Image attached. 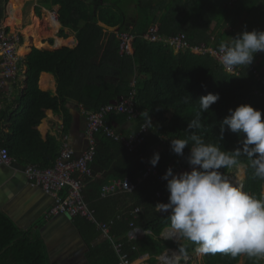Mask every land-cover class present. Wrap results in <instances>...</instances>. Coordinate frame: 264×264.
Instances as JSON below:
<instances>
[{"label": "trees", "instance_id": "1", "mask_svg": "<svg viewBox=\"0 0 264 264\" xmlns=\"http://www.w3.org/2000/svg\"><path fill=\"white\" fill-rule=\"evenodd\" d=\"M101 2L39 1L36 16L41 18V8L57 6L55 16L61 26L57 36L67 39L63 31L67 28L77 44L56 50L30 48L24 58L26 79L19 106L12 113L0 114L1 146L24 165L51 167L59 154V143L51 136L43 139L39 132L48 112L63 114L67 132L71 123L67 103L96 112L132 96L136 117L112 113L106 121L112 128L129 124L120 133L126 137L146 124L144 141L128 151L121 141L98 132L94 135L92 174H75L89 190L83 191V197L96 221L108 224L109 235L122 243L121 251L131 261L147 254L145 264H157L156 257L167 247L193 253L205 240L209 247L201 264H238L241 258L243 264H261L264 83L253 71L264 78V0H235L232 4L231 0H128L126 7L136 3L135 20L129 24V32L135 36L132 55L121 54L114 33L104 32L99 25L119 26V31H124L127 10L119 0ZM154 25L161 36L183 34L190 46L216 51L225 48L236 73L227 72L209 53L193 54L189 49L174 53L160 42L142 38ZM43 72L53 75L55 94L39 88ZM148 165L158 175L172 173L167 187L156 175L142 177ZM238 166H243L242 188L251 202L247 223L216 201L204 197L194 201L207 186L222 189L229 172ZM117 178H128L133 190L101 197L102 187ZM156 192H161V197ZM179 195H190L192 201L177 212L158 213L159 205ZM136 208L139 211L134 213ZM191 210L197 215L194 222L186 218ZM73 221L88 246L86 264H118L109 240L92 244L100 236L95 223L84 217H74ZM177 222L181 250L177 248L180 243L159 238L164 228ZM131 226L151 234L127 241L125 234ZM0 264H52L43 241L19 230L2 211Z\"/></svg>", "mask_w": 264, "mask_h": 264}, {"label": "built area", "instance_id": "2", "mask_svg": "<svg viewBox=\"0 0 264 264\" xmlns=\"http://www.w3.org/2000/svg\"><path fill=\"white\" fill-rule=\"evenodd\" d=\"M157 29V25L150 26L147 32L141 37L150 42H160L164 46L170 47L174 53L186 49H189L193 54L209 53L211 56L214 55L213 57L223 64L227 72L231 74L236 73V69L230 64L231 60L226 57L225 48H221L216 51L209 47L204 48L190 46L188 41L184 39L183 34L161 36L157 33ZM110 33H114L115 37L118 39L119 51L121 54H133L132 42L135 37L133 34H130L129 31L119 30L117 32ZM17 38L18 37L16 35L6 31L4 28H0V58L2 59L1 71L2 75L6 78L14 77L17 74L19 65L22 64V60H20L17 52ZM207 49H211V51H208ZM253 73L256 75L257 80L262 79L261 82L264 83V78H261L255 71H253ZM133 84L134 82L131 83L132 86ZM256 92L257 90L254 91V93ZM134 93V90L130 92L131 95H134ZM132 98L133 97L130 96L120 102H111L101 107L96 112H83L86 115V147L79 154H76L70 147L66 136L62 141V147L60 148L59 154L51 167L39 168L37 165L28 164L24 169V174L28 179L29 184L31 186H38L42 188L45 193L49 194L53 198L51 206L44 212V218L48 219L52 216L61 214L67 216L69 219H73L74 217H84L95 223L104 237L112 243L113 249L117 254L118 264H134V260H129L127 254L122 253V243L109 235L108 224L96 221L94 211L89 208L83 197L84 184L75 177V174L82 173L87 176L92 174L90 163L92 162L95 153L96 141L94 135L98 132L104 134L106 137L112 138L115 141H121L128 151H133L144 141V137L148 133V127L146 124L141 125L140 129L136 133L126 137L116 132L106 121V117L112 113L128 114L129 119L136 117L138 112L134 109ZM10 162L11 157L9 156L7 148L1 146L0 136V166L8 165ZM150 173L156 175L157 180L167 187V180L171 176V172H168L165 175H158L156 170L152 166L148 165L146 167V171L142 174V177L145 178ZM133 188L134 186L128 178H117L104 185L101 189L100 195L101 197H105L113 194L130 192ZM209 188L213 187L207 186L203 192L196 194L194 201H198L203 197L206 198L207 196H205V193L209 190ZM161 194V192H156L157 197H161ZM188 201H192V197L190 195L172 197L167 203L159 205L158 213L160 215H167L177 212L183 208L185 203ZM138 211L139 209L136 208L133 212L136 213ZM195 217H197L196 214ZM176 225L164 228L159 235V238L165 242L177 244L181 238V229ZM149 234H151L149 230H143L139 227L131 226L126 232L125 237L127 241H136ZM196 250L197 249H195V251ZM193 253L189 252L181 254L175 248L167 247L156 257V260L157 264H192L194 258ZM199 261H202V256L199 258ZM139 264L145 263L143 262Z\"/></svg>", "mask_w": 264, "mask_h": 264}, {"label": "crops", "instance_id": "3", "mask_svg": "<svg viewBox=\"0 0 264 264\" xmlns=\"http://www.w3.org/2000/svg\"><path fill=\"white\" fill-rule=\"evenodd\" d=\"M9 2L10 0H0V28H4L6 31L8 30L18 37L17 52L20 60H22V64L19 65L17 74L14 77L6 78L2 75V59L0 58V114H3V112L12 113L18 108L19 95L21 90L25 87L26 79L23 71L24 58L30 52L31 47H37L32 40V37L37 35V30L32 28L33 32H30V40L27 41L26 44L22 32L28 26L20 25L17 26L19 27L17 28L16 26L7 24V8ZM37 2L38 0H22L19 5L21 17L26 6H34L33 10H35ZM55 9L53 15L56 18L55 13L58 7L56 6ZM32 16L35 15L32 13ZM32 19L33 17H30V20ZM15 27L17 29H15ZM101 27L106 33H110V30L107 29L112 28L107 26ZM59 28H61L60 23ZM129 28L131 29V26H129ZM115 29H117L115 31L117 32L119 26H116ZM63 31L68 35L67 39H70V36L73 35L76 45L77 40L75 39L74 33L67 28H63ZM56 38L60 37L54 36V38H50L53 46L61 47L64 45H56ZM60 39L67 40L63 38ZM47 41L49 44V39ZM38 85L42 91L55 94L56 83L52 74L45 72L41 73ZM65 107L71 115V123L67 132L64 131L63 114H55L53 112H48L46 117L42 119L39 132L43 139L47 136L54 137L59 143V151L62 147L63 139L67 136L70 147L76 154H79L86 147V115L83 113L85 109L74 102L67 103ZM128 126L129 124H115L113 125V129L118 133H122L124 130L128 129ZM27 165L11 158V162L8 165L0 166V211L6 214L19 230L30 232L31 236L37 237L43 241L52 264H86L85 255L88 251V246L76 228L73 219H69L67 216L61 214L52 216L48 219L44 218V212L51 206L53 198L45 193L42 188L29 184L24 174V169ZM84 190H87L86 185H84L83 191ZM88 192L89 190H87V193ZM176 226L179 227V224ZM105 239L107 238H105L100 231V236L96 238L92 244L97 245ZM148 258L149 256L147 254L142 255L134 260V264L145 263V260ZM238 264H243V258L240 259Z\"/></svg>", "mask_w": 264, "mask_h": 264}, {"label": "rangeland", "instance_id": "4", "mask_svg": "<svg viewBox=\"0 0 264 264\" xmlns=\"http://www.w3.org/2000/svg\"><path fill=\"white\" fill-rule=\"evenodd\" d=\"M39 1L40 0H38L37 5L39 4ZM93 1H94V4H99V5L102 4L101 0H93ZM127 1L128 0H119L121 7L125 8L127 10L126 15H128V17L126 19V26H125V27H127V29H124V31H129L130 30V28H129L130 25L129 24L135 20V11H136V9H135L136 3L135 2L132 3V4L129 3V7H126V4L125 3ZM234 1L235 0H231V4ZM229 6H230V3H229ZM33 8H34V6L32 7L31 5L26 6L25 9H24V11L22 12L21 21L19 22L18 25H15V26L16 27L17 26H20V25L21 26H28V27H26L27 30H25V31L23 30V32H26L27 33V35L29 36V39H30V36H31V33L30 32H33L32 31V28H34L35 30H37V35L36 36L40 39V42L37 43L34 40V37H36V36L32 37V40L34 41L33 43L37 46V48L42 49V50H54V49H58V48H61V47H73V46H75V43L74 44H69V39H67V40H61L60 38H56V39H59L60 41H64V42L63 43H60V44H56V45L59 46V45H62L64 43H66V42H67V45L64 44L61 47H55L51 43L48 44V41L47 40L50 39V38L51 39L54 38V36H57L58 30L60 28L58 26L56 29H54L52 31L50 29V27L45 22H43V23H40V25H42V28H43V31H41V30H38V28H39L38 27V22L40 20H43L45 17H47V13H52L53 14V12L56 9H55V7H52L50 10L41 9V18H39V17H35L36 14L34 13ZM32 13L35 16H32ZM30 17H33V19L30 20ZM99 25L100 26H104L101 23H99ZM16 27H15V29L19 28V27H17V28ZM115 28L112 27L111 29H107V30H110V32H115L117 30ZM39 31L42 32L41 35L39 34ZM23 36H24V34H23ZM70 37L74 39L73 35H71ZM102 41L104 42V39ZM26 44H27V42H26ZM207 50L208 51H211V49H207ZM176 170H175V172H176ZM231 177L236 178V187H235V191H236V189H239L240 184L243 182V179H244L243 166H238V167L232 169L229 172V174L226 177V181H225L226 184H225V186L227 185V182L229 180L228 178H231ZM235 194L238 195L237 192H235ZM235 198H239V197H235ZM210 200H213V199L211 198ZM213 201H216L219 204V202L216 199L213 200ZM224 205H225V207H229V205H227V204H224ZM186 216H187L186 218L189 219V221H191V222H194V221L197 220V217H195V214L192 211H188V213H187ZM176 224L178 225L179 222H177ZM179 242H181V238H180V241ZM181 245H182L181 243L177 245V248L179 250H181ZM208 245H209V243L207 241H205V240L202 241V242H200L198 244L197 250L193 253L194 258H193L192 264H201V261H199V258L203 255L204 251L208 249ZM181 254H184V253L181 252ZM262 264H264V259H263V263Z\"/></svg>", "mask_w": 264, "mask_h": 264}, {"label": "bare ground", "instance_id": "5", "mask_svg": "<svg viewBox=\"0 0 264 264\" xmlns=\"http://www.w3.org/2000/svg\"><path fill=\"white\" fill-rule=\"evenodd\" d=\"M22 0H10L8 4V19L7 24L10 26L18 25L21 21V14H20V8L19 5ZM45 22L50 29L53 31L59 26V23L57 19L54 17L52 13H47V17H45L43 20H40L38 22V30L43 31L42 25L40 23ZM27 30V28L24 29V31ZM39 31V34L41 35L42 32ZM24 38L27 41H29V36L26 32H23ZM34 40L38 43L40 42V39L36 36L34 37ZM64 41H60L59 39H56V44L63 43ZM67 45V42L64 43ZM69 44H74V39H69ZM21 50V49H20ZM228 182L226 185L225 190H215L214 188H209V190L205 193V196H208L210 199L217 200L221 206H224V204L229 205L227 208H231V212L238 216L239 218L243 219L244 221H248L250 217V209L248 207V202L244 196L240 192V189H236V178H228ZM235 192L238 193V195L235 194ZM242 194V195H241ZM239 197V198H235ZM177 256V255H176Z\"/></svg>", "mask_w": 264, "mask_h": 264}, {"label": "water", "instance_id": "6", "mask_svg": "<svg viewBox=\"0 0 264 264\" xmlns=\"http://www.w3.org/2000/svg\"><path fill=\"white\" fill-rule=\"evenodd\" d=\"M31 46H32V44H31ZM27 52V51H26ZM4 166V165H3ZM239 189H240V192L242 193V194H244V196H245V198H246V200H247V202H248V207H249V209H250V211H251V202H250V199H249V195H248V193H245L244 191H243V188H242V183L240 184V187H239ZM221 190H225V186L221 189ZM263 196H264V194H263ZM263 196H262V200H263V202H264V199H263ZM206 198H208V197H206ZM220 207H222L220 204H218ZM233 215H235V214H233ZM250 216H251V212H250ZM240 219V218H239ZM242 222H244L245 223V221L243 220V219H240ZM249 220H250V217H249ZM249 220H248V222H249Z\"/></svg>", "mask_w": 264, "mask_h": 264}, {"label": "clouds", "instance_id": "7", "mask_svg": "<svg viewBox=\"0 0 264 264\" xmlns=\"http://www.w3.org/2000/svg\"><path fill=\"white\" fill-rule=\"evenodd\" d=\"M103 25V24H102ZM105 26V25H104ZM226 181V180H225ZM226 183V182H225ZM225 186V185H224ZM223 186V187H224ZM214 188V187H213ZM216 190H221V189H217V188H215ZM208 197V196H207ZM207 199H210L209 197L207 198ZM264 203V202H263ZM223 207V206H222ZM223 208H225V207H223ZM225 209H227V210H230L231 211V209L230 208H225ZM192 211V210H191ZM232 213V212H231ZM233 214V213H232ZM235 216V215H234ZM246 222H248V221H246ZM245 222V223H246ZM180 243V242H179ZM176 249V248H175ZM177 250V249H176ZM180 252V251H179ZM181 253V252H180ZM263 259H264V256L262 257V262H261V264L263 263Z\"/></svg>", "mask_w": 264, "mask_h": 264}]
</instances>
